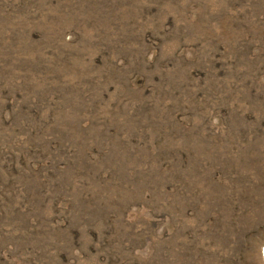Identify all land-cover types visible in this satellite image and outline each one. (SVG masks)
I'll use <instances>...</instances> for the list:
<instances>
[{
    "label": "rangeland",
    "instance_id": "1",
    "mask_svg": "<svg viewBox=\"0 0 264 264\" xmlns=\"http://www.w3.org/2000/svg\"><path fill=\"white\" fill-rule=\"evenodd\" d=\"M264 0H0V264H263Z\"/></svg>",
    "mask_w": 264,
    "mask_h": 264
},
{
    "label": "bare ground",
    "instance_id": "2",
    "mask_svg": "<svg viewBox=\"0 0 264 264\" xmlns=\"http://www.w3.org/2000/svg\"><path fill=\"white\" fill-rule=\"evenodd\" d=\"M261 257H262V262L264 264V243H263V245L261 247Z\"/></svg>",
    "mask_w": 264,
    "mask_h": 264
}]
</instances>
